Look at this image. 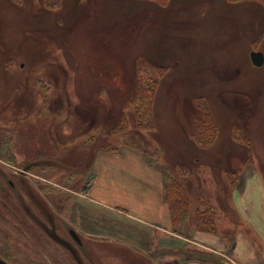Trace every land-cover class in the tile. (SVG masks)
I'll list each match as a JSON object with an SVG mask.
<instances>
[{
    "label": "rangeland",
    "instance_id": "1",
    "mask_svg": "<svg viewBox=\"0 0 264 264\" xmlns=\"http://www.w3.org/2000/svg\"><path fill=\"white\" fill-rule=\"evenodd\" d=\"M251 50L264 55L256 0H0V257L190 262L192 247L181 256L171 243H143L147 227L103 212L96 225L97 210L76 197L101 146L137 152L183 184L184 235L201 200L218 233L242 226L231 189L255 172L264 180V63L254 66ZM139 79L154 91L151 120L134 114Z\"/></svg>",
    "mask_w": 264,
    "mask_h": 264
},
{
    "label": "crops",
    "instance_id": "2",
    "mask_svg": "<svg viewBox=\"0 0 264 264\" xmlns=\"http://www.w3.org/2000/svg\"><path fill=\"white\" fill-rule=\"evenodd\" d=\"M94 160L93 174L80 190L85 194L76 198H84L89 208L97 210L92 213L96 225L101 222L98 218L103 217L102 212L109 213L126 222L128 230L138 229L135 225L152 230L143 243H160L161 249H167L171 243L181 256L186 248L197 251L190 262L175 259L177 264H264V180L255 175L257 172L243 177L241 186H234L230 192V202L242 226L228 235L192 227L187 236L173 230L163 197V176L140 154L123 146L113 149L101 146ZM82 215L85 217V213ZM157 234L159 241H152ZM132 239L138 243L140 237L135 235ZM161 255L158 259H168L167 252ZM201 255L213 260L207 261Z\"/></svg>",
    "mask_w": 264,
    "mask_h": 264
},
{
    "label": "trees",
    "instance_id": "3",
    "mask_svg": "<svg viewBox=\"0 0 264 264\" xmlns=\"http://www.w3.org/2000/svg\"><path fill=\"white\" fill-rule=\"evenodd\" d=\"M230 1L237 2V1H248V0H230ZM256 1H258L264 8V0H256ZM143 82L145 81H142V79H139L137 81L135 88L136 90L133 93L132 99L137 105L136 108H134L135 109L134 114L136 118H141L144 119L145 121V119L151 120L149 112L151 109V101H152L151 97H153L154 91L153 88L152 90L147 89L148 87H145L146 85H144ZM205 115L203 114V117L201 116L198 117L199 118L198 121L200 122L202 121L203 123V120L205 119L204 117ZM211 118L214 121L212 116ZM121 126H123V124L121 122L120 123L118 122L113 127V129L115 130L119 129ZM209 137L210 134L205 137V141H204L205 144L209 143L210 141V139H208ZM206 139H208V141H206ZM247 147L248 150L251 149L249 146ZM235 174L236 173L234 171L228 172V176L232 184L235 182L234 181L235 177H237ZM163 179H164L163 197L169 207L173 230L178 234H183L181 227L185 224L184 222L186 221L188 215V209H189L188 193L186 191V188L183 186V184H181L180 181H178V179H176L175 177L166 174L165 177H163ZM201 204L203 207L198 208L197 210V220H196L197 226L195 228L200 227L207 229V231H215L216 229L213 225V209L205 201L201 200Z\"/></svg>",
    "mask_w": 264,
    "mask_h": 264
},
{
    "label": "water",
    "instance_id": "4",
    "mask_svg": "<svg viewBox=\"0 0 264 264\" xmlns=\"http://www.w3.org/2000/svg\"><path fill=\"white\" fill-rule=\"evenodd\" d=\"M249 56L254 66L259 67L264 63V55L260 50H251L249 52ZM70 234L78 243H80V239L78 235L75 233V231L70 229ZM0 264H11V263L0 257Z\"/></svg>",
    "mask_w": 264,
    "mask_h": 264
},
{
    "label": "flooded vegetation",
    "instance_id": "5",
    "mask_svg": "<svg viewBox=\"0 0 264 264\" xmlns=\"http://www.w3.org/2000/svg\"><path fill=\"white\" fill-rule=\"evenodd\" d=\"M262 65H263V64H262ZM262 65H261V66H262ZM256 67H257V66H256ZM259 67H260V66H259Z\"/></svg>",
    "mask_w": 264,
    "mask_h": 264
}]
</instances>
